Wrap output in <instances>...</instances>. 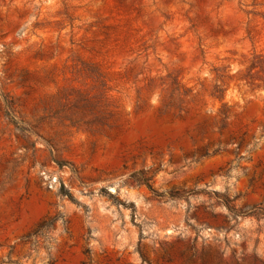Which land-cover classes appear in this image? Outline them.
<instances>
[{
	"label": "rangeland",
	"instance_id": "obj_1",
	"mask_svg": "<svg viewBox=\"0 0 264 264\" xmlns=\"http://www.w3.org/2000/svg\"><path fill=\"white\" fill-rule=\"evenodd\" d=\"M0 264H264V0H0Z\"/></svg>",
	"mask_w": 264,
	"mask_h": 264
}]
</instances>
